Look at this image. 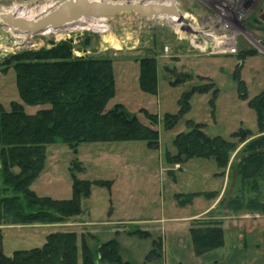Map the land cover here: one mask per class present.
Masks as SVG:
<instances>
[{
    "label": "rangeland",
    "instance_id": "rangeland-1",
    "mask_svg": "<svg viewBox=\"0 0 264 264\" xmlns=\"http://www.w3.org/2000/svg\"><path fill=\"white\" fill-rule=\"evenodd\" d=\"M58 1L0 0V15L11 10H17L19 15L22 11L15 8L20 6L48 10ZM165 1L176 5L186 23L181 22L183 25L179 27L168 19L146 21L125 13L105 20V33L100 29L81 30L82 25L59 35L29 38L8 29L0 21V104L6 110L10 102L21 103L14 71L11 67L5 70L6 59L14 53L48 48L51 42L71 38L75 41L77 56L84 52L113 62L115 91L106 109L120 103L143 124L148 123L145 112L159 119L156 150L147 148L142 141L84 143L75 153L59 142L48 146L45 171L30 189L38 197L69 200L72 169L77 178L92 183L89 196L80 200L82 214L59 223L20 224L0 218V225H19L26 229L23 236L15 230H0L3 254L39 247L52 231H71L76 233L79 246H87L94 261L99 258V246L115 240L122 261L143 264L153 242L160 238L163 250L159 252L163 260L156 264H164V259L165 264H264V213L228 209V201L234 198L240 199L243 205L252 200V203L264 204V180H258L257 191L249 186L242 189L239 177L230 170L243 147L262 135L257 130L256 115L248 105L264 90V24L257 19L262 7L255 0L248 1L244 11L230 0ZM117 3L126 2L118 0ZM225 48L234 49V53H224ZM143 58L156 61L155 95L143 92L139 86L137 61ZM184 74L189 78L181 81L180 76ZM175 80L179 82L170 83ZM203 85L208 87L192 95L189 110L176 126L165 130L164 115L177 114L182 94ZM24 107L27 113H35L36 109L49 106ZM188 120L203 123L207 135L224 139L240 128L251 132L252 136L231 154L223 176H217L220 171L213 161L206 159L179 163L180 169L166 163V153H174L173 138L186 131ZM76 162L82 171L78 172ZM99 181L109 183L95 184ZM209 191L219 194L221 215L202 216L200 221H222L224 244L198 256L192 246L191 224L184 218L206 208L210 201L197 196L191 205L180 207L175 194ZM2 195L13 194L7 191ZM199 224H193L192 228ZM138 230H150L151 236L139 238L128 234ZM45 231L50 232L45 234Z\"/></svg>",
    "mask_w": 264,
    "mask_h": 264
},
{
    "label": "trees",
    "instance_id": "trees-1",
    "mask_svg": "<svg viewBox=\"0 0 264 264\" xmlns=\"http://www.w3.org/2000/svg\"><path fill=\"white\" fill-rule=\"evenodd\" d=\"M74 42L71 38L51 42L48 48L14 53L3 63L5 70L11 67L14 71L21 100V103L10 102L8 110L0 104V195L7 191L13 194L0 196V218L10 223H59L82 214L80 200L89 196L92 183L77 178L72 169V197L69 200L38 197L30 189L44 170L48 146L59 142L75 153L78 146L84 143L142 141L147 148L158 149L157 115L145 112L146 125L125 111L120 103L106 109L115 91L113 62L107 58L87 56L84 52L77 56ZM84 43L87 44V41ZM137 63L140 89L155 95V59L143 58ZM180 78L181 81L187 80L189 75L184 74ZM178 82L170 83L175 85ZM207 87H194L183 93L178 101V113L164 115V129L172 130L189 110L192 95L204 92ZM24 105L49 107L27 113ZM248 105L256 115L257 130L262 135L243 147L237 162L230 165V170L239 177L242 189L249 186L252 191H257L258 180H264V90ZM185 125L186 131L173 138L174 153H166V163L179 165L194 158L206 159L213 161L220 171L217 176L224 175L231 154L252 136L248 129L240 128L229 139H224L207 135L203 123L188 120ZM75 166L78 172L82 171L80 163L76 162ZM108 183L95 182L100 185ZM200 195L176 194L175 201L178 206L184 207ZM202 195L214 199L218 193L212 191ZM252 202L243 205L240 199L234 198L228 201V209L264 213V204ZM128 234L148 237V233L142 231H130ZM190 235L198 256L224 244L223 229L217 222H202L190 229ZM160 248V241H154L145 260L158 256ZM98 256V260L94 261L87 246L78 245L75 232L54 231L45 237L39 247L15 250L10 255L0 252V264H79L80 258L81 264H132L122 261L115 240L101 244Z\"/></svg>",
    "mask_w": 264,
    "mask_h": 264
},
{
    "label": "water",
    "instance_id": "water-1",
    "mask_svg": "<svg viewBox=\"0 0 264 264\" xmlns=\"http://www.w3.org/2000/svg\"><path fill=\"white\" fill-rule=\"evenodd\" d=\"M261 7L257 19L264 24V0H262ZM125 13L134 14L146 21L176 18L178 21L186 23L174 4H141L130 3L127 0L126 3H110L100 0H63L35 20H26L12 13H6L0 15V21L17 34L33 37L43 33L59 34L89 20L104 21Z\"/></svg>",
    "mask_w": 264,
    "mask_h": 264
},
{
    "label": "crops",
    "instance_id": "crops-1",
    "mask_svg": "<svg viewBox=\"0 0 264 264\" xmlns=\"http://www.w3.org/2000/svg\"><path fill=\"white\" fill-rule=\"evenodd\" d=\"M179 1V3H180V1H182V0H178ZM180 12V11H179ZM76 52V51H75ZM77 54V53H76ZM38 109H36V111H37ZM46 163V162H45ZM46 166V165H45ZM179 169H180V167H179ZM45 171V167H44V170L42 171V173ZM171 171V170H170ZM172 172V171H171ZM41 173V174H42ZM216 173V172H215ZM214 173V174H215ZM209 192H212V191H209ZM215 192H217V191H215ZM198 193H200L201 195L200 196H203L202 195V193H206V192H198ZM182 194V193H181ZM176 195V194H175ZM219 195V194H218ZM218 195H217V197L216 198H214V199H208L209 201H210V203L207 205V207L206 208H204V209H202V210H200V211H198V212H196V213H192L190 216H188V217H186V218H184L185 219V221L186 222H189V224H191L190 226H189V229H191L192 228V226H193V224H195V223H202V222H206V221H200V219L202 218V216H206V215H213V216H216V217H219L221 214H219V212H218ZM199 197V196H198ZM204 197V196H203ZM192 203H193V200H192ZM191 203V204H192ZM190 204V205H191ZM217 208V209H216ZM217 210V211H216ZM214 214H216V215H214ZM81 216V215H80ZM222 216H223V214H222ZM162 219H160V220H151V221H154V222H159V221H161ZM214 222H217L219 225H220V227L222 228V221H220V220H213ZM148 222H150V221H148ZM211 222V221H210ZM4 224V223H3ZM52 226V225H51ZM44 227V226H43ZM12 228H14V229H12ZM2 229H7V230H15V231H17L16 232V234H19V236H23L24 234H26V229H25V227H21V226H19V225H15V226H7V225H0V230H2ZM223 229V228H222ZM138 231H142V232H145V233H148V235L149 236H151V233H150V230H138ZM50 231H45V234H48ZM53 232V231H52ZM158 240L160 241L161 239L160 238H158ZM160 243H161V241H160ZM166 246L164 245V250L166 251ZM163 250V246H162V243H161V248H160V251H162ZM151 251V250H150ZM149 251V252H150ZM148 252V253H149ZM148 253L145 255V257H144V259H143V264H156L157 262H160V261H162L163 259V256H162V254H161V252H159L158 253V256H156V257H154L153 259H151L150 261H146L145 259H146V256L148 255ZM207 254H208V252H207ZM10 255V254H9ZM124 262H129V263H131L130 261H124ZM164 264H165V259H164ZM133 264V263H132Z\"/></svg>",
    "mask_w": 264,
    "mask_h": 264
},
{
    "label": "bare ground",
    "instance_id": "bare-ground-1",
    "mask_svg": "<svg viewBox=\"0 0 264 264\" xmlns=\"http://www.w3.org/2000/svg\"><path fill=\"white\" fill-rule=\"evenodd\" d=\"M99 1V0H97ZM103 2H107L108 0H100ZM137 1V2H136ZM135 2L131 1L132 3H141V4H162V5H168L166 3H161L159 2V0H136ZM251 1V0H250ZM111 3H115L114 1ZM117 3V2H116ZM173 4V3H172ZM175 5V4H174ZM176 6V5H175ZM16 9H20V11H22L23 15H21L22 13H20L19 15L16 13L17 10ZM51 9V8H50ZM50 9H39L37 10V8H33V9H27L26 7H19V8H15L16 12H14L13 10L10 11V13L14 14L15 16H18L20 18H24L26 20H35L36 18L44 15L46 12H48ZM21 15V16H20ZM26 16V17H24ZM171 22L173 23H177V25L180 27L183 24L178 21L176 18H171L169 19ZM84 25L82 28L80 27L81 30H89V29H93V30H98L100 29L101 32L105 33L107 26L105 25V21H93V20H89L86 22H83V24H79L77 26H82ZM75 26V27H77ZM74 27V28H75ZM68 30V29H67ZM66 30V31H67ZM70 31V30H68ZM67 31V32H68ZM219 43H222L221 41Z\"/></svg>",
    "mask_w": 264,
    "mask_h": 264
},
{
    "label": "built area",
    "instance_id": "built-area-1",
    "mask_svg": "<svg viewBox=\"0 0 264 264\" xmlns=\"http://www.w3.org/2000/svg\"><path fill=\"white\" fill-rule=\"evenodd\" d=\"M61 1H63V0H60V1H58L57 3H60ZM108 1H110V0H108ZM107 1V2H108ZM122 1H124V2H126V0H122ZM127 1H133V2H135L136 0H127ZM240 1L242 2V4L240 3ZM248 1H250V0H230V3L232 4V5H239V7H240V9H241V7L243 8V11L245 10V8H246V6H247V3H248ZM255 1H257V2H259L260 3V5L262 6V0H255ZM137 2V1H136ZM159 2H161V3H166V4H172L171 2H167V1H165V0H159ZM56 3V4H57ZM167 20V19H166ZM105 21V20H104ZM64 31H66V30H64ZM63 32V31H62ZM51 33H49V34H46V33H43V34H40V35H42V36H46V35H50ZM60 34V33H59ZM59 34H56V33H52V35H59ZM21 36V35H20ZM24 36V35H23ZM26 36V35H25ZM29 36V38H33L32 36H30V35H28ZM37 36V35H36ZM222 42V41H221ZM219 43V42H218ZM219 44H221V43H219ZM224 53H229V54H231V53H234V49H229V48H225V50L223 51ZM176 168H178L179 167V165H176L175 166Z\"/></svg>",
    "mask_w": 264,
    "mask_h": 264
},
{
    "label": "flooded vegetation",
    "instance_id": "flooded-vegetation-1",
    "mask_svg": "<svg viewBox=\"0 0 264 264\" xmlns=\"http://www.w3.org/2000/svg\"><path fill=\"white\" fill-rule=\"evenodd\" d=\"M110 1L118 2V0H110ZM119 1H122V0H119Z\"/></svg>",
    "mask_w": 264,
    "mask_h": 264
}]
</instances>
